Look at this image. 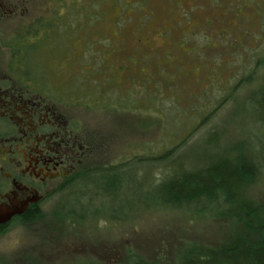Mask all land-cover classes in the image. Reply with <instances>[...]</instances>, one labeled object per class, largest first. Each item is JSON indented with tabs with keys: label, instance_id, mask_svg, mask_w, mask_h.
Masks as SVG:
<instances>
[{
	"label": "rangeland",
	"instance_id": "obj_1",
	"mask_svg": "<svg viewBox=\"0 0 264 264\" xmlns=\"http://www.w3.org/2000/svg\"><path fill=\"white\" fill-rule=\"evenodd\" d=\"M118 1L78 0L82 12H70V0H0V71L7 39L59 4L65 20L59 23L68 22L72 30L64 31L65 44L56 41L29 55L35 89L42 93L44 86L58 98L82 93L88 84L123 101L120 108H104L100 98L96 108L73 112V132L88 164L171 149L170 159L132 162L115 181L108 176L103 184L109 198L93 208L78 203V194L68 196L71 190L55 195L27 223L28 243L0 256V264H125L129 256L173 264L190 242L218 245L242 232L228 218L144 208L159 202L155 178L180 165L196 171L232 160L247 132L254 141L247 159L257 157L264 166V97L248 96L264 73L256 65L264 55V0H143L144 8L139 0ZM88 76L95 80L86 83ZM258 145L261 151L253 153ZM262 174L243 198L264 203V169ZM57 209H73L78 218H94L100 209L122 220L71 222Z\"/></svg>",
	"mask_w": 264,
	"mask_h": 264
},
{
	"label": "trees",
	"instance_id": "obj_2",
	"mask_svg": "<svg viewBox=\"0 0 264 264\" xmlns=\"http://www.w3.org/2000/svg\"><path fill=\"white\" fill-rule=\"evenodd\" d=\"M77 1L70 0L68 5L66 3L70 12H82L83 5L78 4ZM91 1L94 3L93 0ZM143 3V0H139L137 6L141 5L144 8ZM59 6L58 4L57 7H53L51 12L33 16L29 19V24L8 38L3 46L8 50V58L5 62L7 70L14 74L26 76L34 84V87L38 78L34 73L33 63L29 55L43 52L42 50L46 45L49 46L56 41L58 43L63 42L64 31L69 30L68 32L71 33L72 30L71 27L67 28L68 22H64V25L59 23L60 20H64L63 13L58 11ZM256 65L259 69H264V55L257 60ZM250 77L252 78L251 74L242 80L250 79ZM130 79L133 81L132 78ZM91 80L95 79L88 76L86 83ZM256 80L260 81L259 86L248 95L253 100L264 97V73L263 75L260 74ZM87 86L89 87L82 93H74L71 96L64 95L58 98L49 94L48 97L55 102L65 100L66 103H69L70 99H75L83 108L93 105L97 99L102 98L106 101L102 107L108 108L106 106L112 104V107L119 105L120 108L123 101L119 99L120 97H112L110 95L112 90L105 95V91L102 93V90L95 87L94 84L93 87L95 88L93 89L90 85L87 84ZM44 88L46 87L43 86ZM127 99L129 105H135L136 102L131 101L132 95L130 96L129 93ZM145 99L147 100V98ZM247 133H249L248 139L242 144V148L240 147L232 160H219L196 171L187 170L180 165L178 169L168 172L169 175H165V173L163 176L155 178L153 184L159 186L160 199L158 203L146 205L144 212L182 210L194 216L228 218L240 226L244 233L243 235L241 232L240 235L218 245L190 242L177 255L173 264H264V203L245 199L242 196L243 190L259 179L264 169L257 157L255 158L256 161L251 158L247 159V154L249 155L248 144L251 148L254 144V141L250 139L253 132ZM254 150L253 153L259 154L260 146L258 145ZM170 154L171 149L151 156L145 154V156L138 155L129 159L126 157L115 163L82 169L80 175L57 194L71 190L66 193L68 196L78 194L81 197L82 195V198L79 197L77 202L93 208L94 205H97L98 200L109 198L110 192L106 190L107 184H103L108 176H113L115 181V176L118 177L125 169H129L133 165L132 162L147 160L162 163L170 159ZM112 184H117L116 187L118 188L117 182ZM56 213L60 218L71 222L100 219L122 220V218L100 214V209H97L94 218L85 216L78 218L73 209L63 212L57 209ZM38 216H34L29 222ZM73 264L103 263L90 261ZM125 264H151V262L141 257L129 256Z\"/></svg>",
	"mask_w": 264,
	"mask_h": 264
},
{
	"label": "flooded vegetation",
	"instance_id": "obj_3",
	"mask_svg": "<svg viewBox=\"0 0 264 264\" xmlns=\"http://www.w3.org/2000/svg\"><path fill=\"white\" fill-rule=\"evenodd\" d=\"M0 71V231L20 218L26 224L89 165L73 129V112L87 108L75 99L55 102L24 75ZM46 96V97H45ZM112 107V106H106ZM75 118V117H74Z\"/></svg>",
	"mask_w": 264,
	"mask_h": 264
},
{
	"label": "clouds",
	"instance_id": "obj_4",
	"mask_svg": "<svg viewBox=\"0 0 264 264\" xmlns=\"http://www.w3.org/2000/svg\"><path fill=\"white\" fill-rule=\"evenodd\" d=\"M28 225L20 218L9 222L4 231H0V256H11L23 248L29 239Z\"/></svg>",
	"mask_w": 264,
	"mask_h": 264
},
{
	"label": "snow or ice",
	"instance_id": "obj_5",
	"mask_svg": "<svg viewBox=\"0 0 264 264\" xmlns=\"http://www.w3.org/2000/svg\"><path fill=\"white\" fill-rule=\"evenodd\" d=\"M4 215H5V209L2 206H0V218H3Z\"/></svg>",
	"mask_w": 264,
	"mask_h": 264
}]
</instances>
